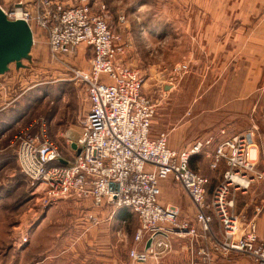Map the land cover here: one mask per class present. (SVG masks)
I'll use <instances>...</instances> for the list:
<instances>
[{"label":"rangeland","instance_id":"374dc122","mask_svg":"<svg viewBox=\"0 0 264 264\" xmlns=\"http://www.w3.org/2000/svg\"><path fill=\"white\" fill-rule=\"evenodd\" d=\"M86 1L95 11L106 7L110 29L125 49L122 63L142 78V91L156 107L152 135L163 134L171 149L187 152L208 137L214 146L222 123L232 136L254 126L257 169L262 168L264 0ZM0 5L6 11L15 7ZM31 30V61L22 62L24 67L19 69L12 64L0 76V106L11 103L9 118L21 120L15 133L43 120L47 138L66 148L65 131L72 141L80 138L88 109L85 88L73 79L72 69L87 71L90 54L78 52L85 55L81 61L54 58L45 32L35 26ZM182 65L187 66L186 72L175 71ZM31 133L39 134L38 125H32ZM12 150L9 147L0 155V264H134L127 252L135 246V215L127 209L94 210L88 202L73 200L43 207ZM211 151L202 148L189 161L191 170L209 180V197L226 169L224 164L216 171L209 169ZM167 187L171 193L163 187L161 201L177 208L180 220L192 218L195 223L187 197L186 201L174 184ZM263 195L260 182L234 198L233 211L242 227L253 220L257 235ZM87 212L97 214L100 223L88 224L83 219ZM214 227L219 234L216 223ZM205 238L197 243L190 237L174 239L170 249L184 254L192 250L196 262L200 259L194 249L210 246ZM231 255L251 262L241 254L214 253L208 263Z\"/></svg>","mask_w":264,"mask_h":264},{"label":"built area","instance_id":"2783aa9c","mask_svg":"<svg viewBox=\"0 0 264 264\" xmlns=\"http://www.w3.org/2000/svg\"><path fill=\"white\" fill-rule=\"evenodd\" d=\"M1 10L8 20L20 18L30 28L45 32L54 58L74 56L81 48L91 52L87 71L72 69L88 103L82 134L75 142L78 155L65 160L61 148L47 138L43 120L14 136L19 169L43 207L73 200L88 202L94 210L127 209L138 222L135 246L128 252L134 264H148L150 258L166 254L173 238L190 237L197 243L204 236L210 246L196 250L201 264H208L214 253L241 254L254 264H264V243L255 223L252 220L242 227L233 211L236 194L264 183V164L257 169L254 126L215 146L209 169L216 171L223 164L226 169L209 197V180L191 170L189 161L211 140L177 152L168 147L165 135L151 134L156 107L143 93L138 72L122 63L125 49L110 29L104 5L95 11L86 0L72 6L36 0L32 9ZM186 70L185 65L175 69ZM32 125L40 126L39 134L31 133ZM165 180L182 188L195 223L180 220L177 208L160 203V183ZM83 219L90 225L100 223L99 216L90 212ZM213 219L219 223L220 234L212 230Z\"/></svg>","mask_w":264,"mask_h":264},{"label":"crops","instance_id":"0c3cea01","mask_svg":"<svg viewBox=\"0 0 264 264\" xmlns=\"http://www.w3.org/2000/svg\"><path fill=\"white\" fill-rule=\"evenodd\" d=\"M54 1L55 2H59V3L63 4V5H65V6H72V5H74V4H76L78 2V0H54ZM35 2H36V0H0V4L1 3H3V4H13L14 6H16L18 3H21L22 4V7L23 8H27V9H32L33 8V4ZM0 6H3V5H0ZM112 20L113 19L111 18L110 19V24L111 25H112ZM85 51H87V54L88 53L90 54V56L88 54V56L90 58L91 57V52L89 50H86L85 48H81L79 52L82 53V52H85ZM80 54L77 55V56L76 55H74V56L71 55V56H69L67 58L70 59V60L77 59V61H81L82 59L85 60V58H84L85 55H83V54L80 55ZM9 105H11V103ZM9 105L8 106L7 105L0 106V155L2 154V151H5L9 147H13V150L12 151H14V153H15V150H16L15 143H14V136H13L12 141H11L10 135H12V134L14 135V133L16 131V127H18V125H19V124H17V122L18 121H21V120H18L16 122V121H14V120H12V119L9 118V114L12 112V109L9 108ZM7 117H8V119H3V118H7ZM223 124L224 123H222L220 125V127L218 128V131H217L218 133H217V137H216L217 140L214 142L215 145L213 146V143H212L213 142V139H212V137H208V138L204 139L203 142L206 141V140H209V139L211 140V142H210L209 145L203 146L202 147L203 150L209 149V147H210L211 150H212L211 151V153H212L214 151L215 146L219 142H221L224 139L232 136V135H229L227 133L228 132L227 131V127L225 129V126H228V125L227 124H224L223 125ZM38 129H40V126L39 125H38ZM63 137H64L63 139L65 141L64 142L65 144L64 143L63 144L66 147V148H62L61 147L62 153H63V158L65 160H71L74 156L77 155L76 154V149H72L71 146H72V144H75V142H77V140L79 138L76 141L70 140L68 138V136H67V131H65V134L63 135ZM67 140L70 143H68ZM66 142L68 143V145H67ZM167 145H168V143H167ZM172 150H175L177 152H180V151H178L179 149H176V148L175 149H172ZM194 156H196V154L191 155L190 159H192V157H194ZM190 163H189V165H190ZM169 184H174L178 188V191L180 190L181 195L187 201L186 196H185L182 188L178 184L172 182L171 180H165V181H162L160 183V186H161V196H162V190H163L162 188L164 187V190L165 191L168 190L167 185H169ZM168 192H169V190H168ZM170 193H171V191L169 192V194ZM161 196H160V201H161V198H162ZM263 197H264V195L262 196V198ZM160 203L163 204V205H165V206H171V204L164 203L162 201ZM191 211H192V214H193V210L192 209H191ZM128 212H130V211H128ZM189 220H190L189 222L194 223L192 218L189 219ZM215 223L218 226L219 234H220L221 233V228L219 226V223L215 219H213V223H212L213 228H215L214 227ZM257 231H258V235L260 236V238L264 241V211L262 212V214L259 216V218L257 220ZM216 233H217V231H216ZM134 234H135V231L133 232V236H134ZM174 239H179V238H173L172 240H174ZM180 239H182V238H180ZM201 242H203V240ZM132 243H133V240H132ZM172 243H174V241ZM197 249L198 248H195L194 249L193 254H195V252H196ZM182 253H183V250H175L174 247H171V249L166 254L158 257L157 259L150 258L148 264H201V260H195L196 262H194V259L192 258V254H191L192 253V250H191V253L188 252V251H186L185 254L184 253L182 254ZM127 254H128V252H127ZM178 255H180V256H178ZM233 257L234 256L231 255L228 258H219L216 261H213L211 264H254L252 262H248L246 260L239 259V257H237V256H235L236 258H233ZM208 264H210V263H208Z\"/></svg>","mask_w":264,"mask_h":264},{"label":"water","instance_id":"95a60500","mask_svg":"<svg viewBox=\"0 0 264 264\" xmlns=\"http://www.w3.org/2000/svg\"><path fill=\"white\" fill-rule=\"evenodd\" d=\"M20 9L22 4L15 6ZM33 34L30 26L22 19L8 20L0 8V76L9 71L10 65L16 69L23 68L22 62L31 61V49L33 46ZM72 149H79L72 144ZM149 242L147 244V247Z\"/></svg>","mask_w":264,"mask_h":264}]
</instances>
